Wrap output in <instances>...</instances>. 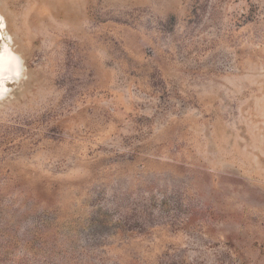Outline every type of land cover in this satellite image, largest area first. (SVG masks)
Here are the masks:
<instances>
[{
	"label": "rangeland",
	"instance_id": "obj_1",
	"mask_svg": "<svg viewBox=\"0 0 264 264\" xmlns=\"http://www.w3.org/2000/svg\"><path fill=\"white\" fill-rule=\"evenodd\" d=\"M0 264H264V0H0Z\"/></svg>",
	"mask_w": 264,
	"mask_h": 264
},
{
	"label": "bare ground",
	"instance_id": "obj_2",
	"mask_svg": "<svg viewBox=\"0 0 264 264\" xmlns=\"http://www.w3.org/2000/svg\"><path fill=\"white\" fill-rule=\"evenodd\" d=\"M21 69L20 56L4 41L0 48V97L6 93L5 82L17 80Z\"/></svg>",
	"mask_w": 264,
	"mask_h": 264
}]
</instances>
